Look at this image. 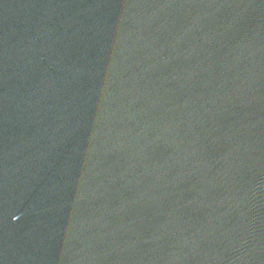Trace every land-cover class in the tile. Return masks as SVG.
Segmentation results:
<instances>
[{"label": "water", "instance_id": "water-1", "mask_svg": "<svg viewBox=\"0 0 264 264\" xmlns=\"http://www.w3.org/2000/svg\"><path fill=\"white\" fill-rule=\"evenodd\" d=\"M0 264H264V0H0Z\"/></svg>", "mask_w": 264, "mask_h": 264}]
</instances>
